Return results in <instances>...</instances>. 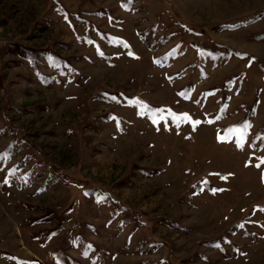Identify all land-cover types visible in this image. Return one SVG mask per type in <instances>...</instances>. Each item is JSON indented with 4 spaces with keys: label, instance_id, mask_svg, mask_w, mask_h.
Returning <instances> with one entry per match:
<instances>
[{
    "label": "rangeland",
    "instance_id": "obj_1",
    "mask_svg": "<svg viewBox=\"0 0 264 264\" xmlns=\"http://www.w3.org/2000/svg\"><path fill=\"white\" fill-rule=\"evenodd\" d=\"M262 160L264 0H0V264H264Z\"/></svg>",
    "mask_w": 264,
    "mask_h": 264
},
{
    "label": "snow or ice",
    "instance_id": "obj_2",
    "mask_svg": "<svg viewBox=\"0 0 264 264\" xmlns=\"http://www.w3.org/2000/svg\"><path fill=\"white\" fill-rule=\"evenodd\" d=\"M129 55H133L132 53H129ZM196 123H198V122H196ZM262 162H264V160H262ZM258 167H259V165H257Z\"/></svg>",
    "mask_w": 264,
    "mask_h": 264
}]
</instances>
